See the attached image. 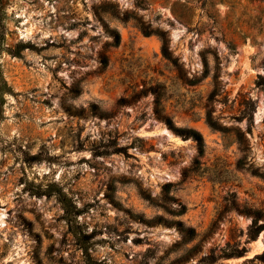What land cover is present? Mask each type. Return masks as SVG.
Masks as SVG:
<instances>
[{
    "label": "rangeland",
    "instance_id": "rangeland-1",
    "mask_svg": "<svg viewBox=\"0 0 264 264\" xmlns=\"http://www.w3.org/2000/svg\"><path fill=\"white\" fill-rule=\"evenodd\" d=\"M0 74V264H264V0H0Z\"/></svg>",
    "mask_w": 264,
    "mask_h": 264
},
{
    "label": "trees",
    "instance_id": "trees-1",
    "mask_svg": "<svg viewBox=\"0 0 264 264\" xmlns=\"http://www.w3.org/2000/svg\"><path fill=\"white\" fill-rule=\"evenodd\" d=\"M164 50H165V53L168 54L167 49H164ZM12 92H13L12 87L9 85L8 81L0 74V98H1V100H0V119H2V104H3L2 100H4V96L7 93H12ZM209 120H210V123L212 125L215 124L213 120H211V119H209ZM167 121L172 128H175V127H173L170 119H167ZM176 130H177V128H176ZM187 132H189V134L198 142L200 149H202L204 146V138H203L202 134L199 133L198 131L194 130V129H190ZM258 216H259V212L256 211V217H255V219L252 222V225L250 227V235L249 236L251 238H255L257 236V234L259 233V231L262 228H264V223L258 222ZM180 224H182V223L180 222Z\"/></svg>",
    "mask_w": 264,
    "mask_h": 264
},
{
    "label": "bare ground",
    "instance_id": "bare-ground-1",
    "mask_svg": "<svg viewBox=\"0 0 264 264\" xmlns=\"http://www.w3.org/2000/svg\"><path fill=\"white\" fill-rule=\"evenodd\" d=\"M261 243V240L258 241V244ZM259 247V246H258Z\"/></svg>",
    "mask_w": 264,
    "mask_h": 264
}]
</instances>
